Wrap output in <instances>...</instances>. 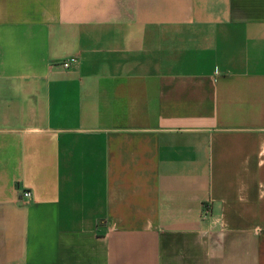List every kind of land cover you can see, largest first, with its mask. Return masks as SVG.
<instances>
[{"label":"crops","instance_id":"crops-1","mask_svg":"<svg viewBox=\"0 0 264 264\" xmlns=\"http://www.w3.org/2000/svg\"><path fill=\"white\" fill-rule=\"evenodd\" d=\"M0 264H264V0H0Z\"/></svg>","mask_w":264,"mask_h":264},{"label":"built area","instance_id":"built-area-1","mask_svg":"<svg viewBox=\"0 0 264 264\" xmlns=\"http://www.w3.org/2000/svg\"><path fill=\"white\" fill-rule=\"evenodd\" d=\"M73 62H75V59H69V60L63 61V62L61 63V65H62L63 68H67V67H69ZM30 195H31V194H30V192H29L28 190H25V191H23V193H22V196H23L24 198H26V199H29V198H30ZM209 210H210V205H209V203L203 205V213H204V214L208 213Z\"/></svg>","mask_w":264,"mask_h":264}]
</instances>
